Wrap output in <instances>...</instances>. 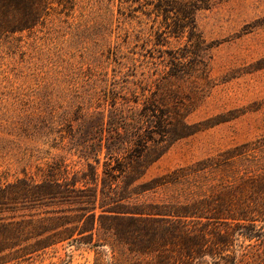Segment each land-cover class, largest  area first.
Masks as SVG:
<instances>
[{"label":"rangeland","instance_id":"rangeland-1","mask_svg":"<svg viewBox=\"0 0 264 264\" xmlns=\"http://www.w3.org/2000/svg\"><path fill=\"white\" fill-rule=\"evenodd\" d=\"M52 177L13 215L93 234L0 264H264V0H61L2 36L0 178Z\"/></svg>","mask_w":264,"mask_h":264},{"label":"trees","instance_id":"trees-1","mask_svg":"<svg viewBox=\"0 0 264 264\" xmlns=\"http://www.w3.org/2000/svg\"><path fill=\"white\" fill-rule=\"evenodd\" d=\"M58 2L61 0H0V38L36 27ZM118 169L122 170V167ZM70 185L69 181L57 177L42 183L21 179L8 184L0 178V263L6 262L3 260L11 254L14 258L30 257L60 242L77 238L76 234L81 237L93 234L96 222L88 229L90 221L83 222L81 215L67 214V209L63 208L13 215L20 209L18 206L32 201L43 203L67 199L68 191L76 190ZM71 210H75L74 207L67 211ZM110 213L112 219H122L116 211ZM91 215L96 219L95 212ZM101 227L104 228L102 223ZM88 231L91 233L85 234Z\"/></svg>","mask_w":264,"mask_h":264}]
</instances>
